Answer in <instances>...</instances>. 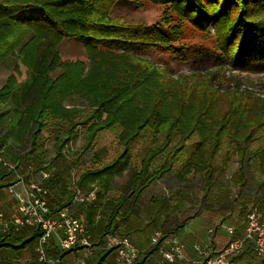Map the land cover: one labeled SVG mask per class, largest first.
<instances>
[{
  "label": "trees",
  "instance_id": "1",
  "mask_svg": "<svg viewBox=\"0 0 264 264\" xmlns=\"http://www.w3.org/2000/svg\"><path fill=\"white\" fill-rule=\"evenodd\" d=\"M116 1L0 0V63L15 55L12 73L0 88V147L11 139L19 144L28 141L34 149L38 139L52 136L50 166L56 170L66 163V148L78 128L87 133L84 151L101 132L115 130L122 152L78 179L84 189L95 181L106 187L132 165L131 143L150 132L159 137V143L132 166L134 206L141 192L166 173L178 182L201 174L207 191L220 168L215 156L230 138L242 166L263 177L264 190V98L240 90L235 75L230 80L224 75L227 70L264 72V0H147L151 19L138 25L111 17ZM130 1L142 5L144 0ZM33 12L40 17H33ZM186 24L197 31L211 28L214 46L179 44ZM63 38L82 43L84 56H62L57 46ZM153 50L173 53L179 61L188 52L214 55L217 65L203 73L174 77L166 66L141 57ZM257 133L261 142L252 164L249 159L244 163L248 144ZM191 138L196 141L188 148ZM165 152L162 165L152 169ZM68 167L63 171H70ZM237 173L235 183L243 186L247 176L239 172L237 177ZM109 205L106 226H96L103 233L120 208L119 203ZM207 208L213 207L208 204ZM259 210L264 214V206ZM181 227L182 223L163 233L175 234ZM40 235L38 227L24 228L15 236L0 234V249L19 252L30 244L33 249ZM153 251L150 248L147 254ZM110 254L101 250L91 264H116L113 257L108 259ZM252 259L249 255L247 261ZM142 262L140 258L135 264Z\"/></svg>",
  "mask_w": 264,
  "mask_h": 264
},
{
  "label": "rangeland",
  "instance_id": "2",
  "mask_svg": "<svg viewBox=\"0 0 264 264\" xmlns=\"http://www.w3.org/2000/svg\"><path fill=\"white\" fill-rule=\"evenodd\" d=\"M149 9H151V4L147 0L142 1V5H135L130 0H117L110 11V15L116 20L128 24H145L149 23L151 19ZM31 15L36 18L40 17L38 13L34 12ZM182 43L192 47L210 48L214 46L215 40L212 36L211 28L207 31H197L192 29L189 24H186L179 44ZM179 44L176 43V45ZM57 50L62 56H84L85 54L83 44L75 38H63L58 44ZM184 56L185 60L179 61L174 58L175 55L173 53L162 50H153L141 55L142 58L150 59L162 67L166 66L171 70V75L174 77L180 74L192 75L194 72L203 73L217 65L214 55L203 57L188 52ZM14 60L15 55H10L0 63V88L6 78L12 73ZM58 73L59 71L55 74ZM222 74L220 73L219 75L221 76ZM224 75L228 80H230L231 75H235L238 78L240 90H249L252 96L264 98V72H229L227 70ZM82 103L78 99V104L82 105ZM86 137V131L83 128H78L65 151L68 156L66 165H60L61 167L70 166L68 167L70 171L65 169L64 171L62 169L58 171V175L55 176L59 178V183L65 181L73 172L80 177L84 172L96 170L104 164L110 163L122 152L124 147L115 130L101 132L95 139L93 146L84 151ZM260 137L261 134L257 133L255 139L248 144L247 155L242 159L244 163L245 160L248 161L249 159L252 164L253 153L261 142ZM1 141L2 136L0 133V144L2 143ZM195 141V138H191L188 142V148H191ZM36 143L38 146L32 149L28 141L19 145L10 141L8 151L13 153V160L19 165L18 171L23 180L29 178L35 182H43L45 179L43 180L42 178V171H47L50 174L55 171L50 166V162L54 157V137L45 135L43 138L38 139ZM158 143L159 137L152 135L150 132L142 134L131 143L132 165L121 175L114 178L113 183L116 189L113 194L114 200L109 196L102 203H99L100 208L93 206L98 201L97 198L94 202H87L83 205L70 203L68 206H72V209L92 207L93 210H96V213L99 212L100 217H103L101 221L107 224L112 210L107 206V202H113L114 205L119 203L120 208L112 222V226H114L115 230L120 227L124 231H129L128 233H132L131 235L128 234L130 237L136 234L142 236L143 244H149V238L155 230L163 232L164 229L181 223L184 226L175 231V233H180L187 242L203 237L205 228L219 221L234 226L237 230L236 232L240 233L247 211L250 208L258 207L261 209L264 206V190L260 185L263 177L258 173H254L251 168L244 166V164L242 166L236 143L227 138L219 154L215 156L214 161L220 168L217 169L213 184L207 191L204 190V178L201 174L189 175L182 182H178L172 174L166 173L161 179L154 180L145 188L133 209L129 208V197L132 194L131 175L134 170L133 167L139 164L140 159L143 158L148 149ZM21 153L25 154V158H23L24 155ZM166 154L167 152L155 159L152 169L156 170L162 165ZM71 162L72 164L70 165ZM43 163L44 167L42 166ZM28 165H30V169H28ZM238 171L242 175L245 173L247 176L243 186L235 183V181L238 182V179H234ZM44 185L51 189L48 185ZM208 204L215 209H208ZM104 226L106 225L103 224ZM226 238L224 234L220 233L215 241L218 244H224ZM223 246L216 247V249H221ZM31 249L32 244L19 252L2 248L0 249V257L3 261L1 264H10V258L13 257L35 260V248ZM99 252H101L100 249L96 250L87 264H91V260ZM53 253L50 252V255H53ZM151 254L153 257L150 264L163 263L156 251L151 252ZM72 256L71 259L67 260L66 264H79L80 252H75ZM108 259H112V254L109 255Z\"/></svg>",
  "mask_w": 264,
  "mask_h": 264
},
{
  "label": "built area",
  "instance_id": "3",
  "mask_svg": "<svg viewBox=\"0 0 264 264\" xmlns=\"http://www.w3.org/2000/svg\"><path fill=\"white\" fill-rule=\"evenodd\" d=\"M9 174H13L18 182H23L15 165L0 150V175ZM41 175L43 180L50 177L47 171H42ZM5 189L15 205L10 217L0 212V234L15 236L27 227H38L41 231L35 245V260L16 259L13 264H59L58 257L49 254L51 250L56 253L80 252L79 264L88 263L96 247L91 242L86 222L73 214L72 206L50 209L47 203L49 189L43 182L30 181L22 190L16 189L13 184L5 186ZM66 190L75 204L83 205L97 198L94 189L87 190L78 185L75 172L67 180ZM219 230L226 234L228 241L224 247L216 250L211 246V238ZM236 231L234 226L224 222L208 226L205 230L207 242L191 243L193 256L189 257L186 243L177 234L166 235L161 230H155L149 238V249L155 248L164 264H264V214L255 207L250 208L241 232ZM51 240H55L56 244H50ZM99 246L101 250L111 251L116 264H135L141 258V252L134 242L112 225L101 236ZM249 255L253 257L250 262L247 261ZM239 256L245 260L240 261Z\"/></svg>",
  "mask_w": 264,
  "mask_h": 264
},
{
  "label": "crops",
  "instance_id": "4",
  "mask_svg": "<svg viewBox=\"0 0 264 264\" xmlns=\"http://www.w3.org/2000/svg\"><path fill=\"white\" fill-rule=\"evenodd\" d=\"M10 141L14 142L11 139L6 140L5 143H4V145H2L0 147V150L5 154V156L9 159V161L12 162V164L15 165V167L17 168V172L19 173V171H18L19 165L16 164L17 162H15V160H13V153L10 152V151H8L9 150V147H10V145H9L10 144ZM14 143H16V142H14ZM17 144L19 145V143H17ZM43 165H44V163L42 164V166ZM65 165H66V163H65ZM60 169L63 170V167H61V166L57 167L56 170L54 172L52 171V173L50 174V180L45 179L43 181L44 184H47L49 187H51V189H49V194L47 196V203H48V206H49L50 209H56V208H60V207H63V206H68L70 203H72L71 198H70V195H69L68 191L66 190L67 180L70 177H68L65 181H62V183H59V181H60L59 178L57 176H55V175H58V171ZM117 176H119V175H117ZM114 178L112 179V181L106 187H102V186H105V185H103L102 183L101 184L100 183H97L98 181L91 182V183L89 182L87 184V186L85 187V189H87V190H88V188H93L96 191L97 200L98 201L93 204V206L95 208H100L101 206H100L99 203H102L109 196L111 197L112 200H114L113 194H114V190H116L115 187H114V183H113ZM78 179H79V176H78ZM26 180H23V182H18L16 179H14L13 174H9L8 176H3V177L0 176V192L2 193L0 195V212H2L5 216H8V217L11 216V214H12V212L14 210V205H15L14 204V199L7 193V191L5 189V186L12 185L13 184L16 189L22 190L23 188H25L28 185V183L30 181H33V180L29 179V178H26ZM156 180H158V179H156ZM131 181H132V178H131ZM132 191H133V184H132ZM129 199H130L129 208L133 209V207L135 205L134 206L131 205V201H132L131 200V196L129 197ZM109 203L110 204L111 203L113 204V202H109L108 201L107 202V206L108 207L110 206ZM82 209L80 207H77L75 209H72V207H71V210H72L73 214L76 215V216H78V217L83 218L84 221L86 222L87 227H88V230H89V232L91 234V242L96 247V250H98V249L101 250V248L99 246L100 245V238H101V236L104 233H103V229H100L99 227L97 228L96 226H99V224L100 225L101 224H105L106 225V222L101 221V218L103 219V217H100V215L98 214L99 212L96 213V210H93L92 207H89L88 206V207H84L83 210ZM219 223H221V221L217 222L214 225H210V226H216ZM95 228H97V230H95ZM206 228H205V230H206ZM205 230H204L203 237L197 238V239L192 240L190 242L185 241L184 238L182 237V235L180 233L179 234L175 233V234H177L180 237V239L182 241H184L186 243L185 245H186V254H187V256H189V257H192L193 256V252L191 250V243H193V242H204V243H206L207 242V236H206ZM116 231H118L119 233H122L124 235H127V236H128V234L129 235L132 234V233L131 234L128 233L129 231H124V229H122L120 227ZM220 233H222V234H224L226 236V234L224 232H222V231L219 230V232H217L211 238V241H212L211 246L213 248H215V249H216V247H220V246H223V245L226 244V242L224 244H218V242L215 241L216 237L218 236V234L220 235ZM128 237L134 242V244L136 245V247L140 250V252H141V258H143L142 264H150L152 262V257L153 256H152V254L151 255L150 254H147L149 244H143L144 243L143 238H142V236H139L138 234H136L135 236H132V237H130V236H128ZM227 239L228 238H226V241H227ZM50 244H56V241L55 240H51L50 241ZM216 250H218V249H216ZM50 252H54L53 255H55V256L58 257L59 264H66L67 260L71 259L73 257L72 255L75 252H77V251H63V252H57L56 253L55 250H51V251H49V254H50ZM16 259H23V258H20V257L10 258V264H13V260H16ZM2 262L3 261H2V258H1V263Z\"/></svg>",
  "mask_w": 264,
  "mask_h": 264
}]
</instances>
